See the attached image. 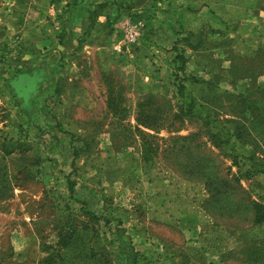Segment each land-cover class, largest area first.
<instances>
[{
	"label": "rangeland",
	"instance_id": "374dc122",
	"mask_svg": "<svg viewBox=\"0 0 264 264\" xmlns=\"http://www.w3.org/2000/svg\"><path fill=\"white\" fill-rule=\"evenodd\" d=\"M0 264H264V0H0Z\"/></svg>",
	"mask_w": 264,
	"mask_h": 264
},
{
	"label": "built area",
	"instance_id": "2783aa9c",
	"mask_svg": "<svg viewBox=\"0 0 264 264\" xmlns=\"http://www.w3.org/2000/svg\"><path fill=\"white\" fill-rule=\"evenodd\" d=\"M130 27H131V26H129V29H130ZM130 35H131L132 37H134V31L131 30V29H130Z\"/></svg>",
	"mask_w": 264,
	"mask_h": 264
}]
</instances>
